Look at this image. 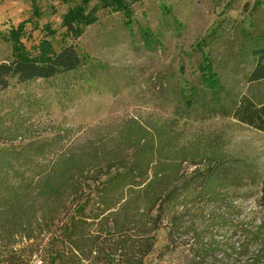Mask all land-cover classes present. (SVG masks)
Masks as SVG:
<instances>
[{"label":"rangeland","instance_id":"374dc122","mask_svg":"<svg viewBox=\"0 0 264 264\" xmlns=\"http://www.w3.org/2000/svg\"><path fill=\"white\" fill-rule=\"evenodd\" d=\"M129 4L130 27L123 13L104 0H0V62L13 59L14 42L16 49L38 58L42 40L51 43L52 52L72 45L85 60L68 83L39 80L24 86L12 80L0 92V115L7 113L5 120L12 125L0 130V148L57 137L60 142L50 160L75 153L83 162L77 170L83 174L77 191L64 188L53 200L40 199L36 192L28 195L33 237L0 222V264L71 263L65 225L77 198L89 192L85 177L100 173L93 157H126L129 145L123 133L135 122L150 129L169 128L179 152L213 151L230 163L228 200L215 207L189 196L186 206H177L163 219L144 264H264L252 260L257 244L246 248V256L236 254L245 244L241 228L264 220V132L232 115L242 97L264 103V79L249 80L256 60L253 47L264 45V0ZM71 10L88 15L73 23L72 31L64 24ZM21 22L25 28L16 41L10 31ZM205 58L219 80L215 90L203 82L209 72L201 70ZM210 165L187 161L179 173L206 172ZM180 183L177 178L173 184ZM95 201L90 202L93 209ZM213 212L222 213L225 221L212 226ZM172 214L179 226L167 237ZM132 239L136 243L143 238ZM113 241L108 234L100 236L95 245L99 254L83 264H121Z\"/></svg>","mask_w":264,"mask_h":264},{"label":"trees","instance_id":"16d2710c","mask_svg":"<svg viewBox=\"0 0 264 264\" xmlns=\"http://www.w3.org/2000/svg\"><path fill=\"white\" fill-rule=\"evenodd\" d=\"M133 1L104 0V3L121 11L126 26L130 27L133 14L129 3ZM87 16L71 10L65 16L64 24L72 31V24H80ZM87 22L91 23L92 20ZM24 28L25 24L19 23L11 29L10 36L17 41ZM144 34L150 39L148 31ZM17 46L18 43L14 42L13 49L16 52L12 60L0 62V92L6 91L12 80L24 86L39 80L68 83L70 77L79 73L85 64L72 45L52 52L51 43L42 40L39 44L40 56L36 59L31 58L24 49H16ZM252 54L256 60L249 80L259 81L264 79V45H255ZM209 64L207 58L201 64L202 71L209 70L203 82L207 88L215 90L219 80L211 73ZM24 100L29 105L32 102L28 97ZM232 115L237 121L264 132V103H255L248 97H242ZM6 117L7 113L0 115V130L12 126L11 123L8 125ZM123 134L129 145L126 157L100 161L93 157L96 158V166L101 167L100 173L85 177L89 192L77 198L72 214L67 217L65 236L70 246V264H83L88 260L92 262L99 254V249L96 247L97 252L95 249L97 240L107 234L114 240V249L121 256V264H144L143 258L152 250L156 232L168 212L177 206H186L190 202L187 201L189 196L215 207L228 200L225 194L228 193L226 187L229 184L230 163L220 153L179 152L173 146L175 135L164 125L150 129L135 122L125 126ZM59 142L57 137L30 139L19 147L0 148V222L4 220L14 225L16 232L22 230L33 237L29 227V215L33 207L26 205V199L32 192H36L40 199L53 200L64 188L78 190L83 174L77 170L83 162L77 154L67 153L56 161L49 158ZM203 160L211 164L206 172L195 169L187 176L179 173L182 163L189 161L192 165H198ZM177 178L181 183L174 185ZM260 193L264 199V176ZM93 199H96L94 209L90 207ZM211 214L212 226L224 220L222 213ZM178 220L172 214L167 237L172 236L179 226ZM103 227H108L107 231H103ZM240 233L244 235L245 244L236 254L246 256L249 251L246 248L257 244L259 247L252 260H264V220L258 225L241 228ZM138 236L143 239L133 243L132 237Z\"/></svg>","mask_w":264,"mask_h":264},{"label":"built area","instance_id":"2783aa9c","mask_svg":"<svg viewBox=\"0 0 264 264\" xmlns=\"http://www.w3.org/2000/svg\"><path fill=\"white\" fill-rule=\"evenodd\" d=\"M34 264H38V263H34Z\"/></svg>","mask_w":264,"mask_h":264}]
</instances>
